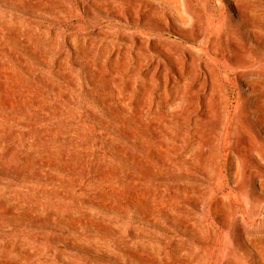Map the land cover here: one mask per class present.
Listing matches in <instances>:
<instances>
[{
	"label": "rangeland",
	"instance_id": "1",
	"mask_svg": "<svg viewBox=\"0 0 264 264\" xmlns=\"http://www.w3.org/2000/svg\"><path fill=\"white\" fill-rule=\"evenodd\" d=\"M177 70L238 121L149 117ZM0 264H264V0H0Z\"/></svg>",
	"mask_w": 264,
	"mask_h": 264
},
{
	"label": "bare ground",
	"instance_id": "2",
	"mask_svg": "<svg viewBox=\"0 0 264 264\" xmlns=\"http://www.w3.org/2000/svg\"><path fill=\"white\" fill-rule=\"evenodd\" d=\"M234 30L237 34L239 33L236 29ZM205 33V29L201 28L200 31H198V36L202 37ZM220 38H222V35ZM233 39L234 35L227 31L224 33L221 43V45L227 46L226 49L221 46L218 48L214 44H211L213 45L212 49H214L213 51L216 55L212 57L214 62H217L218 59H220L219 57L225 56L229 46L236 47ZM184 56L186 65L189 67V65L195 61L196 56L192 52L184 53ZM201 66L202 64L200 63V67ZM205 67L208 68V64H206ZM185 71L187 72V69ZM201 73L202 72H197L193 74L192 72L185 73L183 70H177V73H172L171 75L166 76V73L161 75L159 78L164 84L160 85L157 82V91L154 92L150 90L146 92L149 97L147 103V108L149 110L148 116H152L155 108L159 109L160 102L158 101V97H160L163 105L162 119L167 123L164 127H177V130L173 133H177L182 129L184 131L183 135H191L192 139H194L195 136L203 134L207 130V127H211L214 124H218L219 127H228L229 119H231L232 122L238 121L233 114L231 115L235 106L232 105L234 103H228L229 97L224 93L225 88L223 86L204 88L199 79L202 78ZM203 74L206 75V72H203ZM201 88L204 91H200ZM211 100H214V107L210 104ZM149 127H151V130L148 133V145L149 150H152L160 147L161 141L156 143L153 139L154 127L157 126L150 124ZM162 137L164 136L162 135ZM164 150L168 152V147H165ZM223 195L225 194L223 193Z\"/></svg>",
	"mask_w": 264,
	"mask_h": 264
}]
</instances>
